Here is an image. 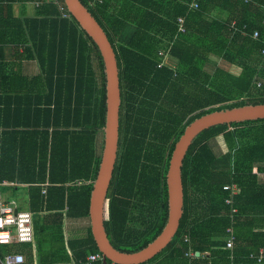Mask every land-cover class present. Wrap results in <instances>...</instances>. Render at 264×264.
<instances>
[{"label": "trees", "instance_id": "16d2710c", "mask_svg": "<svg viewBox=\"0 0 264 264\" xmlns=\"http://www.w3.org/2000/svg\"><path fill=\"white\" fill-rule=\"evenodd\" d=\"M80 1L107 34L117 57L120 139L105 228L115 248L134 253L153 242L167 223V173L186 127L212 112L264 104V0H197V9L190 8L194 0ZM28 3L37 6L35 14L14 23L27 27L40 52L47 87L45 96L38 97L36 116L30 110L24 121L18 112L13 119L20 120L10 121L13 109L0 104V191H28L35 240L46 243L44 259H55L50 264L81 262L100 252L91 228L81 237L69 233L65 223L90 219L107 116L104 62L64 0H0V20H9L16 4ZM168 3L173 8L160 26L155 20H161L158 15ZM61 8L68 17L62 16ZM133 15L141 22L130 32ZM179 17L185 18V33L178 31ZM233 21L239 29L247 26L248 35L235 32ZM9 28L8 22H0L2 32ZM154 30L173 43L158 42ZM255 30L260 32L258 40L251 38ZM211 33L217 34L214 40L208 39ZM3 35L7 34H1L0 42ZM158 48L177 61L175 69L159 67L163 59ZM220 137L227 153L219 157L214 147ZM262 163L264 119L203 131L182 167L184 213L178 232L160 254L143 264H257L254 256L264 248V184L253 170ZM226 185L238 186V193L225 190ZM42 213H49L51 224ZM234 227L260 231L235 238L231 259L226 246L228 229ZM21 246L32 244L0 245V258L22 253Z\"/></svg>", "mask_w": 264, "mask_h": 264}, {"label": "water", "instance_id": "95a60500", "mask_svg": "<svg viewBox=\"0 0 264 264\" xmlns=\"http://www.w3.org/2000/svg\"><path fill=\"white\" fill-rule=\"evenodd\" d=\"M70 14L98 47L106 77L107 116L102 159L90 199L91 232L105 259L115 264H143L158 255L175 237L184 213L182 167L194 140L205 130L264 119V104L245 105L206 114L189 124L175 144L167 173L168 219L161 234L144 249L126 253L115 248L105 228L108 193L118 159L120 139L121 86L117 57L107 34L80 0H64ZM198 254V253H197Z\"/></svg>", "mask_w": 264, "mask_h": 264}, {"label": "crops", "instance_id": "0c3cea01", "mask_svg": "<svg viewBox=\"0 0 264 264\" xmlns=\"http://www.w3.org/2000/svg\"><path fill=\"white\" fill-rule=\"evenodd\" d=\"M173 1L182 2L183 0H173ZM167 5L169 7L161 8L162 13L158 15V18L161 20H155V22L161 24L160 26L164 25V24L162 25V21L164 22V20H166V16H167L166 14H168L173 8L172 4L170 5V3H168ZM118 6H119L118 3L115 2L114 11H117ZM35 7L37 6L30 3L26 5L16 4L13 7V15H11L9 20L8 19L6 20L4 17L1 18L0 20V22H8L9 25H11V28L5 29L3 32L0 30V36L1 34H7V35H3V42H0V95H2V97L5 100V102H1L0 104L2 108L7 106L9 107V109H13L12 115H10V121L12 122L13 120L14 121L20 120L19 117H15L13 119L15 112H18V116L20 115L23 121L26 120V117H24L25 114L29 113L30 110L33 112V115L35 117L36 116L35 111H37L36 106L39 105L38 97L43 98L42 96L44 95L43 88L47 87L45 84L46 76L44 75L43 67L39 60L40 52H38L35 49L32 41L29 39L27 35L28 32L27 27L23 24L20 27H15V23H14L15 19L21 21L26 17H32L35 14ZM62 9L63 8L60 9L61 14L62 16H64L63 14H66V12L65 10ZM135 20L136 19L133 15V18L132 19L130 18V27L127 28L130 32H133L136 23L139 25V22H141V20H137V21ZM149 22L151 21H148L147 25H149ZM151 33L153 36L157 38L158 42H165V43L169 42L170 44L173 43L168 37H165L163 35L162 31L160 34L158 33V31L156 32V30H154ZM215 37H217V34L211 33L208 35V39L211 40H214ZM167 51L168 50L159 49L158 55L162 57L163 59L162 63L164 62L165 65H168L172 69H175L177 67V61L174 58H172L170 55H168ZM50 54L51 53H49L48 51L45 53L46 57H48V55ZM228 70L233 72L235 71L234 72L235 74L240 73V70H237V68L232 66L231 67L229 66ZM8 97H10V100L8 99ZM15 99L18 100V105H16ZM34 121H38V120L35 118ZM217 142L219 143V145H221V147L218 151L214 147V151L220 157L227 153V149L221 137L217 139ZM260 166L264 167L263 163L256 164L253 173L257 175L263 173L264 171L258 170ZM3 185L8 186L14 184L4 182ZM42 193L43 194L46 193L45 187H43ZM0 196L5 205L13 207L17 211L30 212L34 220V215L30 210L31 199L29 197L27 190L23 189L17 194L12 193L11 191H8L6 193L0 191ZM40 215L48 223L52 220L51 216H48L49 213H45V214L42 213ZM65 225L69 233H72L71 231H73L75 235L81 237L86 235L87 229L89 227L91 228L90 219L88 220L83 219L78 222L67 220ZM256 230L260 231L259 229H255L254 227H243L239 229H236V227H234L233 233L236 236V238L240 236L251 237ZM29 244H32V247L27 248L26 246H21L22 251L20 250L27 259L26 264H50V261L55 260L52 258L46 259V256L44 259V257L42 256L43 255L42 249L46 244L42 242V238L39 239V241H36L34 237L33 241ZM196 255L199 256L200 254L196 253ZM45 260H47L46 263H44ZM78 263L80 262L79 261L76 262L72 259L71 261L70 260L60 261V262H55L54 264H78Z\"/></svg>", "mask_w": 264, "mask_h": 264}, {"label": "built area", "instance_id": "2783aa9c", "mask_svg": "<svg viewBox=\"0 0 264 264\" xmlns=\"http://www.w3.org/2000/svg\"><path fill=\"white\" fill-rule=\"evenodd\" d=\"M6 1V0H4ZM102 1V0H101ZM199 3L197 0H194L190 4V8L197 9ZM63 10V9H62ZM64 17H68L67 14H63ZM178 31L181 33L186 32L185 27V18L179 17L177 19ZM231 28L236 32L240 31L243 35H248L246 32L247 26H243L242 29H239L237 22L233 21L231 23ZM260 37V32L255 30L251 35L253 40H258ZM261 54L264 56V48L261 50ZM164 62L159 64V67H163ZM260 85V84H259ZM259 177L263 180L264 184V172L259 174ZM225 190H231L232 193H238V186L236 185H226L224 186ZM228 204H231V200L226 201ZM233 213H237V210L234 209ZM230 236L227 239V249L232 252L231 259L233 256V249L235 246L236 236L233 233V228L228 229ZM33 217L30 212L27 211H17L13 207L7 206L3 203L0 196V245H18V244H29L33 241ZM188 236H185V241H188ZM188 256H193L194 252H189ZM256 258L257 264H264V248H261L258 253L254 256ZM1 264H26V258L22 253H8L0 258ZM78 264H115L108 263L104 255L100 252L91 253L87 256L84 261H81Z\"/></svg>", "mask_w": 264, "mask_h": 264}, {"label": "rangeland", "instance_id": "374dc122", "mask_svg": "<svg viewBox=\"0 0 264 264\" xmlns=\"http://www.w3.org/2000/svg\"><path fill=\"white\" fill-rule=\"evenodd\" d=\"M221 65L224 66L225 69H229V66L221 62ZM221 145L217 142V145L215 146V149L218 151L220 149Z\"/></svg>", "mask_w": 264, "mask_h": 264}, {"label": "clouds", "instance_id": "9594fccd", "mask_svg": "<svg viewBox=\"0 0 264 264\" xmlns=\"http://www.w3.org/2000/svg\"><path fill=\"white\" fill-rule=\"evenodd\" d=\"M122 103V102H121Z\"/></svg>", "mask_w": 264, "mask_h": 264}]
</instances>
